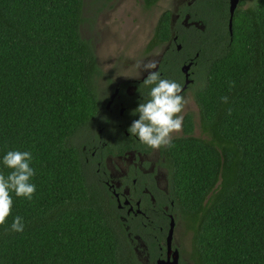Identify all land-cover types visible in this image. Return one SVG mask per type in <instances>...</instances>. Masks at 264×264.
Returning <instances> with one entry per match:
<instances>
[{
	"label": "trees",
	"instance_id": "trees-1",
	"mask_svg": "<svg viewBox=\"0 0 264 264\" xmlns=\"http://www.w3.org/2000/svg\"><path fill=\"white\" fill-rule=\"evenodd\" d=\"M242 2L231 33L218 0L207 16L223 20L207 21L201 47L208 66L195 93L200 134L187 112L185 134L163 148L192 264H264V0ZM84 19L83 0H0V173L11 171L3 165L9 150L30 151L36 185L31 201L12 194L0 264H142L128 233L144 238L152 262L160 255L167 221L161 230L126 227L86 159L100 69L93 42L80 33ZM170 31L165 9L152 40ZM16 216L23 232L11 231Z\"/></svg>",
	"mask_w": 264,
	"mask_h": 264
},
{
	"label": "flooded vegetation",
	"instance_id": "flooded-vegetation-1",
	"mask_svg": "<svg viewBox=\"0 0 264 264\" xmlns=\"http://www.w3.org/2000/svg\"><path fill=\"white\" fill-rule=\"evenodd\" d=\"M214 1L174 0L170 8H165L170 12L169 38L154 41L153 32L149 45L154 51L139 61L156 60L158 66L155 71L160 72L161 78L182 85V95L188 101L182 115L184 117L187 112H191L194 135L200 134L195 93L208 66L207 55L201 52L207 35V21L211 25L217 19L223 20L222 16L207 17L212 14L211 6L217 4ZM218 1L220 9H227L229 13V0ZM190 9L193 10V17ZM179 36L184 37V42L178 39ZM133 62L126 60L120 66L118 61L107 66L97 59L100 72L95 76L97 99L90 114L91 129L86 159L95 166L97 176L119 210L120 219L128 222L126 227L140 223L148 228L158 226L161 230L162 223L167 221L169 226L171 216L176 225L179 209L169 190V163L164 158L165 150H153L128 132L133 120L139 119L138 114L132 115L133 110L147 99L150 90V86L143 84L148 73L141 71ZM192 104L195 108H192ZM183 134L182 125V130L173 137ZM159 234H147L146 237L157 239ZM128 236L142 264H155L157 258L166 257L165 237L157 241L160 255L152 262L144 238L137 233H128ZM172 247L178 248L179 264H192L180 246L174 244V233Z\"/></svg>",
	"mask_w": 264,
	"mask_h": 264
},
{
	"label": "clouds",
	"instance_id": "clouds-1",
	"mask_svg": "<svg viewBox=\"0 0 264 264\" xmlns=\"http://www.w3.org/2000/svg\"><path fill=\"white\" fill-rule=\"evenodd\" d=\"M158 62L150 59L139 62L137 67L148 73L143 84L150 86L147 99L133 110L132 115H139L128 128L131 136L153 150L172 146L173 135L182 130L183 111L188 103L182 95L183 87L180 83L161 78L159 71H155ZM230 89L235 87L231 82ZM225 104L229 97H221ZM229 114L231 110L229 109ZM33 160L30 151L9 150L3 156V165L11 171L5 175L0 173V226L5 225L13 208L14 193L16 197L32 200L36 193V185L31 182L35 170L31 167ZM23 218L16 216L10 226L13 232H23Z\"/></svg>",
	"mask_w": 264,
	"mask_h": 264
},
{
	"label": "rangeland",
	"instance_id": "rangeland-1",
	"mask_svg": "<svg viewBox=\"0 0 264 264\" xmlns=\"http://www.w3.org/2000/svg\"><path fill=\"white\" fill-rule=\"evenodd\" d=\"M173 1L158 0L154 5L145 7L143 0H110L107 3L83 0L85 19L80 25V33L93 42L99 62L109 66L119 61L122 66L124 61L130 60L136 65L144 56L153 53L149 40L158 16L165 8H170ZM253 1L243 0L242 4L249 5ZM192 108H195L193 104ZM190 234L183 219L177 218L174 244L180 246L186 258L190 249Z\"/></svg>",
	"mask_w": 264,
	"mask_h": 264
},
{
	"label": "water",
	"instance_id": "water-1",
	"mask_svg": "<svg viewBox=\"0 0 264 264\" xmlns=\"http://www.w3.org/2000/svg\"><path fill=\"white\" fill-rule=\"evenodd\" d=\"M229 19H228V28L231 33L232 29V17L234 10L239 2V0H229ZM189 66V65H187ZM188 81V80H187ZM175 227V220L171 216L169 227L165 236V243H166V257H159L156 259L155 264H179V251L177 247H172V240H173V233Z\"/></svg>",
	"mask_w": 264,
	"mask_h": 264
}]
</instances>
